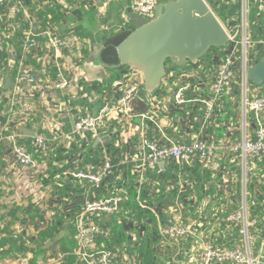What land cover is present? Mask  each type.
Instances as JSON below:
<instances>
[{
    "label": "built area",
    "instance_id": "built-area-1",
    "mask_svg": "<svg viewBox=\"0 0 264 264\" xmlns=\"http://www.w3.org/2000/svg\"><path fill=\"white\" fill-rule=\"evenodd\" d=\"M62 1V0H61ZM58 2L62 4L63 2ZM167 0H130V10L138 16L152 19L155 14V7L160 2ZM13 0H0V6L12 4ZM22 13L27 15L26 8L21 2H17ZM17 4V5H18ZM15 8L14 5L11 8ZM247 23L245 19L241 23L242 38L240 43V67L241 79L239 88L241 90V130L240 137L236 141L226 143L217 147L201 138L194 137L191 143L179 142L166 134V127L173 129L176 125H170L168 121V105H160L158 98L153 93L144 90L142 74L134 68H127L125 75L120 80L114 82L118 88L119 95L113 100L104 99L98 105L97 111L93 114L84 109L78 112L73 119L71 134L64 137L69 141L76 136L84 137L89 135L96 141H101L107 136L113 139V147L121 151L120 157L113 162V155L103 148L97 161H89L77 170H65L62 175L71 176L82 190V206L75 214V240L77 246L73 255L81 264H130L135 257L129 253L130 250L121 248L118 245L107 244L112 236V231L103 226L100 222L106 218H112L120 209L123 201L127 198V191L122 182L125 181L124 166H130V173L135 174L138 182L146 181L149 172L162 173L165 171L166 162L174 161L180 168L184 165H192L195 162L211 171L219 173L224 178H230L232 170L220 166L217 160L219 148L226 150L230 155L235 156L234 160L239 162L240 190L237 194L239 205L225 215H212L218 227L224 228L227 232L236 228L240 236L237 246L218 245L212 240L209 229L212 226L203 221H197L192 217H182L179 213L182 203L180 194L187 185L186 181L178 179V190L171 204L162 210L165 220L161 221L159 212L151 208L157 219V229L160 239L156 243L159 247L157 254L161 251L166 253V247H171V259L178 255L187 257L189 264H254L250 253V242L252 240L251 228L256 224V218L250 214L251 206L255 204L246 188L249 169L254 164H249L248 160L260 159L264 157V93L258 87L251 89L245 71L247 65ZM227 30V29H226ZM240 31V26L228 32L229 41L235 40ZM22 46L24 51L36 48L35 29L30 25L25 29L22 36ZM264 44V38L261 39ZM242 44V45H241ZM54 63L57 66V78L52 81L54 89L64 90L70 87V80L67 79L59 68V59L64 48L68 46L65 38H51ZM3 45L0 40V51ZM234 51L233 47L229 53L223 56L216 65L214 75L210 81L206 99H198L204 104V111L200 118V129L205 127L212 117L214 106L220 97L231 93L234 82ZM15 80L19 84H27L30 88L38 86V80L32 70L23 64L17 67ZM187 86H180L172 92V98L176 106L186 103L184 91ZM141 95L148 100V109L139 113L135 110L134 101ZM159 104V105H158ZM251 115V121L248 120ZM183 120L178 119V122ZM251 126V129H250ZM159 134L158 138L152 132ZM48 137L42 132L34 133L28 143H18L12 134H4L0 131V145L8 142L12 157L16 163L22 167L36 171L40 165V159L49 154V145L57 142L63 137L52 133ZM69 144L71 141L68 142ZM163 161L162 165H159ZM181 175V174H179ZM108 181V182H105ZM225 181H228L225 178ZM105 183H108L105 187ZM152 191L148 192L151 195ZM141 206L145 207L142 202ZM168 208V209H167ZM217 235V233H213ZM218 238V237H217ZM132 243H136V236L131 235ZM168 246H167V245ZM162 249V250H161ZM168 254V252L166 253ZM159 255V254H158ZM63 257L62 253L55 258L57 261ZM19 264H27V259L22 257Z\"/></svg>",
    "mask_w": 264,
    "mask_h": 264
},
{
    "label": "crops",
    "instance_id": "crops-1",
    "mask_svg": "<svg viewBox=\"0 0 264 264\" xmlns=\"http://www.w3.org/2000/svg\"><path fill=\"white\" fill-rule=\"evenodd\" d=\"M36 1L33 0V2ZM52 1L60 2L61 0H50L44 3L51 4ZM89 1L91 2V0H75L73 3L76 7L78 6L77 10H88L87 7L90 6L88 5ZM113 1L117 7L115 14L117 22L120 20L122 23L131 22L129 19V14L131 13L130 0ZM234 1L220 0L221 3L226 2V5H233ZM61 2L64 3V0ZM36 5V8H32L33 10H38L40 4L36 3ZM258 6L264 16V0H239L238 13L234 18L239 20V24L244 19L247 23L252 9ZM25 7L27 15L23 13L22 19L27 23L28 28L31 25L36 33L37 46L30 51H24L22 46L21 38L25 30H22L20 36H17L19 20L15 19L16 8H10L6 13L0 14V40L2 45L4 44L3 49L6 53L5 59L0 61V66L3 65L0 67V86H4L5 80L8 77L13 81V86L9 89L3 88L5 92L0 94V100L2 98L6 99L7 107L6 110L1 112L4 121L0 123V131H3L4 134L14 135L18 143H28L31 136L36 132H42L48 137L53 136L52 133H56L57 135L62 134L63 137L49 145V154L40 159V165L36 171H32L16 163L12 157L8 142L1 144L0 240L8 237V233L4 232L5 227H7L12 235L21 234L36 237V230L29 221V218L22 220V217H27L26 214L33 210L35 211V209L45 214L46 217L57 213L56 207H59V205L55 201L56 188L60 187L59 179L64 180L65 176H61L63 171L59 174V171L54 172L55 170L51 169L50 166H55L57 169L58 166H61V162L58 159L64 157L62 164L68 165L66 170H77L89 162L88 157L86 158L88 154L92 156V154L99 151L98 154L100 155L103 148L108 151L106 142L110 141L105 136L101 141L96 142L92 137L86 135L70 139L71 143L69 144V141L64 136L71 134L73 119L78 112L87 109L93 113L94 108L99 105L97 103L99 99L97 94L94 92L88 94L87 91L84 92L83 90L86 85L85 82L101 81L109 76L108 70L112 67L103 65L99 61L95 56V47L101 44L106 37L110 36L111 30H108L106 27H98L97 29L101 32L90 34L82 26L84 31H73V28L77 26L74 20L79 19L77 16H73L67 23H63L64 21L60 20V24L64 25L66 30L61 29L53 21H51L52 23L44 22L45 24H42L44 20L42 21L36 13L33 12L34 15L30 12V5H25ZM47 19L49 20V17ZM117 31L116 29L114 33ZM61 37L68 40V46L63 49L61 57L57 59L60 70L70 80V87L64 90L54 89L51 86L52 81L57 78L58 68L52 57L53 51L49 45L50 39ZM203 62L201 61L198 67L193 70L186 68L187 65L185 64L188 63L177 69L169 66L171 70L162 81V84L165 86L164 92L154 95L160 100V105L164 103L168 105L167 119L168 121L170 120V125H176L175 129L170 126L166 127L165 131L169 137L184 143H191L194 137H197L220 147L226 143L236 141L241 135V90L238 88L236 95L233 88L231 93L220 97L214 106L210 121L205 124L203 129H200V118L204 111V104L197 100L208 98L207 88L215 70V68L205 66L206 64ZM19 64L27 65L32 70V73L38 80L37 87L31 89L27 84L16 82L15 77ZM184 85L188 87L184 91V97L188 101L180 106H176L171 94L175 89ZM250 87L251 89L253 88L252 85ZM259 91H261L260 88ZM134 107L139 113L144 112L148 109V100L141 95L138 100L134 101ZM178 119L183 121L178 122ZM248 120L249 122L251 121V115H248ZM152 135L155 138L159 137V134L154 131ZM89 144L92 147H99L98 150L92 149L89 152L87 148ZM60 150L63 153L57 155V152ZM234 157L221 148L217 152V160L220 166L224 168L232 169L238 166V161H235ZM50 161L52 164H50ZM53 173L54 176H52ZM232 175L230 178L225 177L228 180L225 181V178L221 174L211 173L209 179H202V187L199 189L198 194L194 189L195 180L188 177L183 179V176L179 175L178 179L186 181V187L190 189V191L185 189L180 194L182 205L179 213L182 217L190 218V212L197 213L198 217L200 215L206 217L209 214L217 215L232 210L235 207L232 195L236 194L238 186L240 187L238 183L241 180L240 173L236 174L232 172ZM107 184L105 183V187ZM212 184V189L214 187L215 191L210 193L212 190L209 186ZM166 188L170 190L171 186L168 184ZM75 193H70L67 196L69 200L65 202V212H71L74 208H81L82 190L80 189ZM72 196L76 198L78 203L77 208L74 207V202L70 200ZM166 201L168 203V199ZM162 210L164 211L166 208ZM210 220H208L207 224H210L212 226L211 229H214L217 233V235L211 234V236L225 239L228 235L232 234L231 231L227 232L225 228L222 231V227L224 226L221 225L222 227L219 228L216 220L211 222ZM102 222L103 226L112 231L114 225L112 218L106 217ZM55 234L57 235L56 238H60L65 235V231L61 229ZM130 234L133 235L132 233ZM257 240L252 235L250 253L254 264H264V238L260 239L259 245L255 243ZM51 253L52 251H48V254ZM166 253L161 251L157 256L161 261L167 260L165 264H189L187 257L184 255L171 259V253H168V255ZM30 256L31 254L28 252L25 258L28 259ZM168 256H170V259H168ZM16 263H18V260L13 261L8 255L0 257V264ZM52 263L57 264V260L54 257H50L47 261H43L42 258L38 260V264Z\"/></svg>",
    "mask_w": 264,
    "mask_h": 264
},
{
    "label": "trees",
    "instance_id": "trees-1",
    "mask_svg": "<svg viewBox=\"0 0 264 264\" xmlns=\"http://www.w3.org/2000/svg\"><path fill=\"white\" fill-rule=\"evenodd\" d=\"M21 2L22 6L30 5L31 8L35 7L36 3H39V8L41 11L37 12L36 15L42 19V24L56 22L61 29H65L64 25L60 24V20L67 23L71 18H73L74 13L78 10V6L74 5L75 0H64V3H51L46 4L50 0H13L12 4H5L0 6V14H4L12 5L16 8L15 19L19 20L18 34L20 36L21 31L28 28L27 23L22 19L23 13L19 4ZM43 2V3H42ZM211 10L220 20V22L225 26L229 32H233L234 29L240 26L239 20L234 17L238 13L239 9V0H235L233 5H226V2L221 3L220 0H206ZM18 4V5H17ZM38 8V10H39ZM96 9L93 5L88 7V11H94ZM31 11V10H30ZM49 17V20L47 19ZM92 20L95 21L92 17ZM45 22V23H44ZM63 26V27H62ZM133 23H125L120 20L116 23L115 27L111 29L110 35L114 34L115 30L118 31L124 29H132ZM68 29V28H67ZM73 31H84V28L77 25L73 28ZM64 31V30H61ZM76 31V32H77ZM117 31V32H118ZM247 36L249 38V44L247 45V65L250 66L255 62L264 58V44L261 43V39L264 38V16L261 9L255 7L252 9L249 21H247ZM239 35V34H238ZM5 41V40H4ZM237 36L235 40L229 41L225 47H211L208 52L197 60L195 63L185 62L188 64L186 68L189 70L196 69L201 61H204L205 66L210 68H216V65L219 63L220 59L225 56L230 50L234 47V82L233 88L234 93L237 95L239 88V80L241 79V70H240V55H241V46ZM4 46V44H3ZM6 53L5 50L0 51V61L5 59ZM176 66L167 62V73L172 68H181L184 66ZM1 65L0 67H2ZM5 66V65H4ZM170 66V67H169ZM128 68V67H127ZM126 68V69H127ZM124 67H112L108 70L109 76L101 81H92L90 83L85 82L84 92L87 91L94 92L99 96L97 103H102L104 99L113 100L119 95L118 88L114 85V82L120 80L124 77L125 73L122 72ZM11 76V72L9 73ZM253 87H258L261 89V92L264 93V83L260 86L255 85L253 82L248 81ZM165 86L160 85L153 94H159L164 92ZM5 90L0 86V94H3ZM6 99L0 100V123L4 121L1 112L6 110ZM113 139L106 142L108 151L113 155V162H116L118 157L121 155V151L115 150L113 147ZM88 151L91 152L92 149H97L92 147L91 144L87 146ZM1 149V145H0ZM97 151L95 154L87 155L89 161H97L100 155ZM59 155L62 154V150L57 152ZM64 158V157H63ZM63 158L58 159L61 162V166L56 167L50 166V168L56 171H59L61 174L62 171H65L68 168V165L62 164ZM249 164H254V167L249 169V175L247 176L246 188L250 194V197L254 199L255 204L251 206L250 214L252 217L256 218V224L251 228V234L254 235L258 240L255 242L257 245L260 244V239L264 238V157L260 159L248 160ZM50 164L51 161H50ZM232 168L235 170L236 174H239V168ZM125 170L123 176L125 181L122 182L124 188L127 191V198L123 201L120 211L112 217V236L110 241L107 242L110 246L120 245L121 248H126L130 250V254L135 257L131 261L132 264H165L167 260L161 261L158 259V254L156 249L159 248L156 246L157 241L160 239V235L157 229V219L156 216L152 213L151 208H155L159 212L160 220H165V215L162 213L161 209L168 207L172 203L177 190H178V176L181 174L183 179L189 178L195 180V192L198 194L199 189L202 187V179L210 178L211 171L203 168L200 163L195 162L192 165H184L183 168H180L174 161L169 160L166 162L165 171L162 173L149 172L148 179L143 182H138L135 178V174H131L129 169L130 166H124ZM219 174V173H218ZM54 176V173L53 175ZM62 176V174H61ZM60 187L56 188V198L55 201L58 202L57 213L51 214L50 217H46L45 214L40 213L37 209L35 211L29 212L26 214L27 217L23 218L25 220L29 218V221L36 230V237H29L28 235L24 236L21 234L12 235V233L4 228V232L8 233V237H4L0 240V257L7 256L10 257L13 261H17L22 257H26V254L29 252L31 256L27 259V264H38L39 258H42L43 261H47L50 257L57 258L59 253L63 254V257L57 261V264H81L78 262L77 258L73 255V251L77 246L75 240V223L74 218L75 214L79 210L77 208L78 203L76 198L72 196L70 200L74 202V207L77 209H72L71 212H65V202L69 200L68 195L70 193L76 194L75 192L80 190L79 184L71 177H65L64 180L59 179ZM170 185V190H167L166 185ZM239 184V183H238ZM210 185V193L215 191V188ZM189 190L188 187H184V190ZM152 191L151 195H148L149 191ZM240 187L238 186L236 194L232 195L234 202V208L238 207L239 200L237 199V194L239 193ZM67 198V199H65ZM181 198V196H180ZM168 199V203L166 201ZM182 200V199H181ZM145 203V207L141 206V203ZM186 205V204H184ZM232 205V204H231ZM222 213L219 215H225ZM190 216L197 220L207 223L209 219L210 222L213 221L212 215H207L206 217L200 215L198 217L197 213L190 212ZM213 217V218H212ZM100 223H103L102 221ZM109 224V223H108ZM64 229L65 235L60 238H56V232ZM232 234L228 235L225 239L216 238L218 245L224 244L225 246H237L239 244L240 236L236 228L232 229ZM136 236V243H132L131 234ZM231 233V232H230ZM51 240V246H46V241ZM119 243V244H117ZM121 243V244H120ZM168 246V245H167ZM168 253H171V247H166ZM57 250H59L57 252ZM48 251H52L51 254H48ZM56 251V252H54ZM53 254V255H52ZM168 255V254H167ZM177 257H181L178 255ZM170 259V256H168ZM53 264V263H52Z\"/></svg>",
    "mask_w": 264,
    "mask_h": 264
},
{
    "label": "water",
    "instance_id": "water-1",
    "mask_svg": "<svg viewBox=\"0 0 264 264\" xmlns=\"http://www.w3.org/2000/svg\"><path fill=\"white\" fill-rule=\"evenodd\" d=\"M129 19L133 28L106 37L95 47V56L103 65L124 67L123 73L127 67L139 70L148 93L162 84L168 61L176 66L187 61L195 63L211 47H225L229 42L226 28L206 0H167L157 4L152 19L134 13L129 14ZM245 76L247 81L262 85L264 58L248 66ZM12 86L8 77L3 88ZM50 243L47 241V246Z\"/></svg>",
    "mask_w": 264,
    "mask_h": 264
},
{
    "label": "rangeland",
    "instance_id": "rangeland-1",
    "mask_svg": "<svg viewBox=\"0 0 264 264\" xmlns=\"http://www.w3.org/2000/svg\"><path fill=\"white\" fill-rule=\"evenodd\" d=\"M53 2L55 3V1H52V3ZM57 2L58 1H56V3ZM91 2L88 5H93V6H95L96 9H94V11H92V10L88 11L85 9L78 10L76 12L77 15L75 14L74 16L79 17V19L74 20V22L76 21L77 25H79L81 27L83 26L87 30V32L90 34H96V32H101L100 30L97 29L98 27H100V28L106 27L108 30L113 29V27H115L116 22H117L116 17H115L116 8H117L116 3L113 0H91ZM36 6H38V5H36ZM36 6L33 8H36ZM29 8H30V10H31L30 12L32 14L37 13V12H35L36 11L35 9L33 10L31 7H29ZM27 9H28V7H27ZM37 11H41V10L39 9ZM78 14H80V15H78ZM92 17L95 20L94 22L92 20ZM238 33H239V35H238L239 42L242 43L243 38H242L241 24H240V31ZM237 163H238V166H236L237 167L236 169H238L240 166L239 162H237ZM232 171L236 173V171L234 169ZM209 232H210V234L215 233V231H212L210 229H209ZM215 237L216 236H211L212 240H215L216 239Z\"/></svg>",
    "mask_w": 264,
    "mask_h": 264
}]
</instances>
